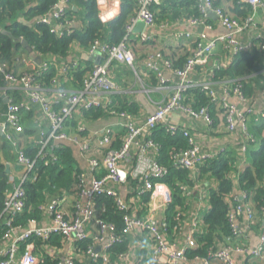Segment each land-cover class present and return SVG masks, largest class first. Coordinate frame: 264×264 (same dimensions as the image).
<instances>
[{
	"label": "built area",
	"instance_id": "obj_1",
	"mask_svg": "<svg viewBox=\"0 0 264 264\" xmlns=\"http://www.w3.org/2000/svg\"><path fill=\"white\" fill-rule=\"evenodd\" d=\"M89 1L56 0L48 13L38 20V23L49 26L52 32L59 35H70L75 30H83L87 23L83 27L79 26L77 12L81 11L84 14L82 3ZM118 1L122 2V0ZM169 1L171 0H133L136 4L135 11L128 18L125 35L121 42L115 44L110 38L97 39L91 43L87 47L89 60L100 55L104 57V62L92 67L78 90L58 89L57 99L52 103L47 100L48 93L49 90L57 87L59 79L54 77L50 85H47L46 77L50 73L48 65H43L41 61L35 71L18 75L15 65L28 62L30 55L17 56L12 62L0 60V77L3 85L5 83V86L0 87V104L3 99L8 98L7 119L4 121L2 115V119L0 118V135L15 149L17 164L23 170L18 179L9 178L8 180L10 189L6 193L4 209L0 214V239H7L12 234L16 227L15 219L17 216L23 215L30 206L27 187L35 185L38 181V161H45L51 165L57 164L60 159L58 150L65 144L78 145L82 152H87L90 149V139L80 143L77 138L70 136L66 131L67 125L76 111L89 112L101 109L111 116L125 119V132L118 147L113 146L111 127L93 134V137L98 139L100 145L106 149L104 161L102 164L97 160L89 161L94 174L90 182L81 179L80 193L70 214L64 208V198L52 199L48 206L52 224L47 227H30L18 235L8 250L0 253V264L14 263L19 249H21V256L18 264H41L43 261L34 252V242L35 240L48 242L54 237H62L64 240H73L77 243L89 240L85 253L92 262L94 264H111L107 254L102 250L101 252L97 251L98 246H103L104 251L110 253L114 246L124 242L125 235L137 228L142 230L146 241H153L156 244L155 258L166 254L171 261L169 264H236V254L249 255L264 264V228L260 232L258 246L253 250L244 244L243 233L240 229L242 220L246 221L249 229L259 221L250 195L239 185L240 175L247 165L241 171L235 166V170L231 172V175L236 176L235 183L231 178H228L235 189L234 194L226 197V203L229 206L227 221L231 232L230 235H222L223 241L227 245L226 248L219 247L216 237L220 234H216L213 244L206 249L205 255L198 254L204 243L193 236L188 239L183 248L177 249L167 245L163 240V235L169 226L167 221L158 223L153 217L137 218L130 213L133 203L136 205L143 203L146 198H155L159 184L166 183L170 177L169 168L158 162L160 148L151 138V134L158 127L164 126L168 135H180L186 139L187 149L177 152L171 158V163L173 166L187 170L188 177L190 176L193 182L200 179L203 168L217 159L208 160V157L201 154L195 138L188 130L177 124H166L168 116L174 112H182L194 120L202 119L209 126L212 125V118L207 106L194 108L192 104L185 103L188 91L200 89L206 92L211 102L219 104L224 111L227 130L230 133L242 130L244 156L248 154L250 145L256 143L255 135L249 130V122L252 120L256 126L264 124V104L256 105L253 98L250 99L244 94L241 79H223L221 84L225 87V97L235 96L237 102L244 106V110L227 102L226 99L217 102L216 94L211 88L215 81V71L230 68L243 53L258 51L264 56V37L260 31L259 20V11L264 15V0H237L239 5H246L250 10L249 14L242 19L228 14L222 6L216 5L214 0H196L194 9L197 15L186 16L185 20L187 19V24L193 30L201 29V31L172 33V38L176 43L181 44L189 51L191 50L184 65L181 68L177 67L173 60L162 51L148 54L144 60V67L149 73L147 78L150 82L158 81V85L145 86L146 89H143V92L149 95H161L158 103H154V105L156 104L154 112L148 117L146 123L135 124L131 119V114L123 111L118 104L113 102L114 96L119 93L120 89L111 74V67L114 64H124L137 73L139 67L136 62L137 52L134 50L133 42L145 45L153 40L154 35L149 32V29H153L157 25L158 18L155 7L162 6ZM177 1L182 2L183 0ZM35 5L36 2L30 3L32 7ZM209 13H213L218 18L219 23L226 29L225 34L216 37L210 35L214 28L208 23ZM139 22L143 23L145 28L141 33H135ZM62 27L64 30L60 32ZM135 34L137 35L136 41L133 39ZM244 36H249V40L244 41ZM31 51L34 55L40 56L34 48H31ZM216 54L219 57L222 56V59H213ZM30 58L33 60L31 56ZM86 63H88V59L82 57L71 68H65L64 71L70 72L73 76L72 70L76 69L77 65L85 68ZM199 68L210 69L212 73L214 72L210 81L192 80V75ZM165 71L178 79L175 86H169V81L164 75ZM68 78L73 77L68 76ZM10 83L19 84L29 94L32 102L42 108L51 124L49 134L33 145L38 147L37 154L33 159L26 155V150L29 147H19L12 135V132L24 133L21 124L24 106L7 96L9 91L13 90V87L8 85ZM142 135H145L146 139L137 155L133 157V148ZM151 150L154 151L153 160L148 158V153ZM246 160L243 163H246ZM122 161L130 164V172L120 167ZM129 178L134 179L138 183V187L132 197L126 199L120 195L119 191ZM167 184L166 186H168ZM180 185L181 189H187L186 185L181 183ZM103 199L113 200L121 214L124 225L122 232H118L114 223L103 218V213L106 212V206L101 203ZM100 206L102 215L98 216ZM210 209L211 205L209 204L202 216L204 223ZM262 219L264 220V214ZM95 225L99 228L100 233L91 236L90 228ZM205 227V234H207L206 223ZM106 234H108L107 239ZM78 254H80L78 250H73L69 254L68 260L65 262L54 260L53 264H78Z\"/></svg>",
	"mask_w": 264,
	"mask_h": 264
},
{
	"label": "crops",
	"instance_id": "obj_2",
	"mask_svg": "<svg viewBox=\"0 0 264 264\" xmlns=\"http://www.w3.org/2000/svg\"><path fill=\"white\" fill-rule=\"evenodd\" d=\"M196 1V0H195ZM217 5L222 6L228 13L233 15L235 9L234 2L236 0H215ZM98 5L99 18L102 22V40L110 39L111 28L110 25L120 15L121 2L118 0H96ZM194 0H185L184 3H180L177 0H171L162 6H156L157 11V25L153 29H149V32L154 35L153 40L145 45H140L137 42H133L134 50L137 52V64L138 71L135 73L132 69L124 64H114L111 67V74L116 79L119 86V93L117 96H125L126 101H131L137 104V110L128 112L132 116V120L137 125H143L146 123L148 117L154 112V103L161 99L160 94L148 95L141 91L131 90L132 85L137 84L138 76H141L139 82L145 86L151 87L157 86L158 81L153 80L150 82L147 76L149 73L144 67V60L148 54L155 53L156 51H162L168 57H170L177 67H182L185 63L186 57L191 54V50H187L174 41L172 33L176 31L181 32H200L199 30H193L185 20L186 16L197 15L194 9ZM187 7V8H186ZM79 16V26H85L84 14L81 11L77 12ZM260 14V31L264 37V15L263 12L259 11ZM23 18H20V21ZM208 23L214 30L211 32V36L216 37L226 33V29L219 23L218 18L213 14L209 13ZM34 24V23H33ZM64 28L60 29L63 32ZM134 41L137 40V35L133 37ZM249 40V36H244V41ZM18 56L28 55L29 53L25 48H20ZM23 51V52H22ZM25 51V52H24ZM17 54V53H16ZM143 54V55H142ZM69 55L71 59H69ZM43 65H48L50 68L49 76L52 80L54 77L59 79L57 87L49 90L48 102L57 99V90L65 89L67 91L78 90L82 86V81L72 76L70 72L64 71L65 68H71L75 62H78L82 57L88 59V63L101 64L104 62V57L97 55L94 59L89 60V53L87 48H83L80 44L76 43L73 45L70 53L67 57L62 58L55 55H40ZM69 59V60H68ZM216 60L222 59V56L214 55ZM86 61V60H85ZM80 64V63H79ZM83 64V63H82ZM38 67V63L31 60L29 56L28 62L20 63L15 65V70L18 75H22L31 71H35ZM79 65H77V68ZM83 69V67H79ZM214 73V72H213ZM210 69H197V72L192 75L193 81H210L213 75ZM165 77L169 81V86H175L178 79L172 77L167 71L164 72ZM260 75V76H258ZM71 76L73 78H68ZM48 78V76H47ZM232 79V78H224ZM238 79V78H235ZM242 80V78H239ZM243 79H251L252 94L248 96L250 99L253 98L256 105L264 104V69L255 75L246 76ZM48 80V81H49ZM214 84L211 86L212 90L216 94L217 102H222L226 99L227 102H231L244 110V106L237 102L235 96L225 97V87L221 84L223 79H214ZM249 80V81H251ZM13 90L9 91L8 97L14 101L23 104L24 110L21 115V124L24 128V135L12 132L14 140L18 143L19 147H30L39 142L40 139L47 136L50 132L51 124L48 117L45 115L42 108L32 102L29 94L25 92L19 84L10 83ZM5 86V83L4 85ZM1 89V88H0ZM1 92V90H0ZM211 101V100H210ZM118 102V101H117ZM119 103V102H118ZM116 103V104H118ZM120 104V103H119ZM217 112L212 119V125H208L204 120L187 116L182 112H174L166 119V124H177L188 130L195 138L196 144L200 153L208 157V160L218 158L222 152L226 151L230 153L234 159L238 170L241 171L249 162V156H244L242 151V144L244 143V135L242 130H238L236 133H230L226 127V120L224 111L221 106L217 104ZM2 109V103L0 104V111ZM86 111L78 110L75 112L74 117L67 125V133L78 139L80 143H84L87 140H91L90 149L87 152H82L78 145H72L71 151L73 153V164L72 163L61 164V171L59 173H52L46 171L44 174H40L36 184L41 190V202L36 209L29 206L26 211L28 214L31 212V219L26 222L17 223L12 234L7 239H0V253L6 252L11 244L14 242L16 237L23 233L30 227H47L52 224L51 217L48 211L49 203L54 198H64V208H69L68 212L73 209L74 202L78 199L80 193L81 179H85L86 182H90L91 177L94 174L92 167L89 164L90 160H97L101 164L104 161L106 149L103 148L99 140L93 137V134L101 132L105 128H112L113 146H120V139L124 136L125 119L111 116L107 113L99 116L87 115ZM2 114L0 118L2 119ZM26 126L29 128H26ZM255 124L252 120L249 122V130L254 134L251 129ZM264 126V124L262 125ZM261 127V126H259ZM255 135V134H254ZM146 139L145 135H142L133 148V157L137 155L140 147ZM257 143V142H256ZM119 144V145H118ZM118 145V146H117ZM252 146V145H251ZM154 151L151 150L148 153V158L154 159ZM247 158V160H246ZM61 159V158H60ZM67 160V161H66ZM63 162H68V159ZM246 160V163H243ZM120 167L130 172L131 166L128 162L122 161ZM0 168L3 169L9 178L18 179L22 174V168L17 164L15 149L11 144H8L0 135ZM8 172V173H7ZM231 176V177H230ZM228 178H231L233 183L236 181L234 174H228ZM182 185H186L187 189L182 190V205H174V191L170 185L166 186V183H160L157 190V196L153 199L147 198L146 201L140 204L133 203L131 208V215L133 217H153L158 223L167 221L169 226L163 235L164 242L177 249L183 248L190 237H201L205 234L206 227L202 220V216L206 208L210 204V192L211 190L219 189V182L211 173H201L200 179L194 181L189 176L188 180ZM138 183L129 178V180L120 187V195L123 198L129 199L132 197L134 191L137 189ZM237 188V187H236ZM235 189V186H234ZM175 206V207H174ZM174 207L173 211L171 209ZM254 208V207H253ZM107 206L106 212L103 213L108 218ZM257 217L259 218L258 223L249 229L245 220L240 222V229L243 233L242 240L249 249H255L259 243V236L261 230L264 228V220L262 219L258 211L254 209ZM111 213V211H110ZM109 213V219L115 220L114 216ZM114 213V212H113ZM36 215V217H35ZM101 206L99 208L98 216H101ZM103 215V216H104ZM107 215V216H106ZM174 217V219H173ZM114 218V220L112 219ZM116 223V220L114 221ZM174 222V223H173ZM119 223V222H118ZM122 224V222H120ZM124 227V225L122 224ZM91 236H95L100 233L99 228L95 225L91 228ZM204 233V234H203ZM108 234H106V239ZM216 241L219 242L220 248H226V244L223 241V237L218 235ZM35 255L42 261L48 260L49 262L66 261L68 260L69 254L73 250H78L80 254L77 255L79 261L78 264H94L91 258L85 253V247H81L76 241L64 240L62 237H54L48 242H42L35 240L34 242ZM155 243L153 241H146L143 236L142 230L137 228L124 236V242L118 251L105 252L103 246H98L97 251L101 250L107 254L110 258L111 264H169L171 261L166 254L157 256L155 258ZM22 248V247H21ZM23 249V248H22ZM21 256V249L15 258V262L12 264L19 263V257ZM236 264H263V262L255 260L249 255L236 254ZM102 264V263H99ZM220 264V263H219Z\"/></svg>",
	"mask_w": 264,
	"mask_h": 264
},
{
	"label": "trees",
	"instance_id": "obj_3",
	"mask_svg": "<svg viewBox=\"0 0 264 264\" xmlns=\"http://www.w3.org/2000/svg\"><path fill=\"white\" fill-rule=\"evenodd\" d=\"M55 1L56 0L0 1V60H9V62H12V60L18 56V52H20L19 49L25 48L26 45L30 48H34V50L40 55L47 54L65 58L70 53L74 44L78 43L83 48H87L95 40L102 38L101 32L103 25L99 18L96 0H90L87 3H82L85 10L84 22L87 23L83 30H75V32L70 35H59L52 32L49 26L43 25L40 22L38 23V20L43 17V15L48 13ZM184 1L185 0L180 3H184ZM31 2H36V5L34 7L30 6ZM214 2L217 5L215 0ZM195 4L196 1L194 0L193 5L195 6ZM234 5L235 9L233 10L234 14L232 16L242 19L249 14L250 10L248 6L239 5L237 0L234 2ZM135 7L136 4L133 0H122L120 15L110 25V38L113 43H119L123 39L125 35V25L130 15L134 13ZM20 18H23V21H20ZM69 59H71L70 55ZM263 69L264 56L260 52L255 51L252 53H243L230 68L215 71V79L242 78L243 91L248 97L252 94L251 84L253 80L243 78L250 75L253 76ZM91 70L92 64L86 63L85 68H76L73 69L72 72L73 76L78 78L79 81H82ZM49 76L51 75H48V78L46 77L47 85H50L51 82V80H49ZM2 85L3 82L0 77V87H2ZM113 102L118 103V106L125 112L133 113V111H136L138 107L137 104L132 103L131 101H126L125 96H117L113 99ZM185 103L192 104L194 108L207 106L212 119L217 112L218 105L212 103L207 93L200 89H192L188 91L186 93ZM86 113H88V116H90V114H92V116H99L106 112L104 110L97 109ZM256 133L259 135V140H257ZM254 134L257 143L251 144L252 146L250 145L249 147V162L240 175L239 185L243 190L248 192L254 209L258 211V214L262 217L264 214V128L259 126L258 128H254ZM151 138L160 148L158 162L168 167L170 170V177L166 180V183H168L174 191V205H182V196L184 194H182L183 192L180 189V183H184L188 180V171L182 167L173 166L171 158L177 152L187 149V141L180 135H168L164 126L158 127L157 130L151 134ZM71 150L70 145H62L58 150V155L61 159H59V162L55 165L47 164L45 161H38L37 167L40 174H44L46 171L51 172V174L54 172L59 173L58 171H61L62 167L61 164L72 163L74 157ZM37 151V146H31L26 150V155L33 159L35 158ZM66 159H68V162H63ZM235 166V161L230 153L225 152L201 170V173H211L217 179L220 186L219 189L211 190L210 192L211 209L205 217L208 232L207 234L198 237V239L204 243V246L198 252L200 255H205L206 249L213 244L214 235L220 234V236H227L231 234L227 221L229 206L226 203V197L234 194L233 184L228 179V174L235 170ZM8 180L9 176L6 175L5 171L0 168V214H2L4 209L6 193L10 189ZM27 196L30 206H32L33 209H36L41 202V190L37 184L29 185L27 187ZM146 200L147 198L145 201ZM101 203L106 206V209L108 206V210L111 211V213L109 211L107 214L108 218H106L104 214L103 218L114 223L118 232H122L124 227L122 226L123 222L121 214L117 210L113 200L103 199ZM174 207L171 209V212ZM31 212L28 214V211H26L23 215L17 216L15 221L23 224V222L32 218ZM109 213L114 216L116 223L114 222V218H112L114 221L109 219ZM120 222H122V224ZM88 243L89 240L86 242H78L81 247H85ZM120 247L121 245L114 246L112 252L115 253ZM41 264H53V262L44 260Z\"/></svg>",
	"mask_w": 264,
	"mask_h": 264
},
{
	"label": "water",
	"instance_id": "obj_4",
	"mask_svg": "<svg viewBox=\"0 0 264 264\" xmlns=\"http://www.w3.org/2000/svg\"><path fill=\"white\" fill-rule=\"evenodd\" d=\"M145 28V25L141 22L138 23L136 29H135V33H141ZM25 49L28 51L29 55L33 58V61L37 62L38 64L41 63V57L40 56H36L32 53L31 48L29 46H25ZM7 102H8V98L3 99L2 103H3V109L1 111V114L3 116V120L5 121L7 119ZM8 173V172H7Z\"/></svg>",
	"mask_w": 264,
	"mask_h": 264
},
{
	"label": "rangeland",
	"instance_id": "obj_5",
	"mask_svg": "<svg viewBox=\"0 0 264 264\" xmlns=\"http://www.w3.org/2000/svg\"><path fill=\"white\" fill-rule=\"evenodd\" d=\"M143 55V54H142ZM138 78L139 79H141V76H138ZM139 79L137 80V84L136 85H132L131 86V90H135V91H141L142 89H146V88H144L145 87V85L144 84H142L141 82H139ZM149 95V94H148ZM151 95V94H150ZM26 128H29V126L27 127L26 126ZM254 128H258V126H252L251 127V129L254 131ZM261 128H264V126H261ZM256 137H257V140H259L260 138H259V135L256 133ZM253 148V147H252ZM72 165H74L75 167L74 168H76V167H78V165H76V164H73L72 163ZM67 209V211L69 210V208H66Z\"/></svg>",
	"mask_w": 264,
	"mask_h": 264
}]
</instances>
